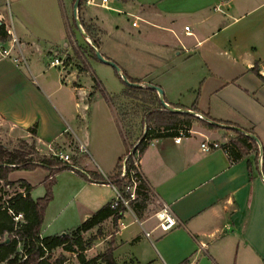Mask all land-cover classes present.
<instances>
[{
    "label": "crops",
    "instance_id": "0c3cea01",
    "mask_svg": "<svg viewBox=\"0 0 264 264\" xmlns=\"http://www.w3.org/2000/svg\"><path fill=\"white\" fill-rule=\"evenodd\" d=\"M254 1L86 0L84 3L82 18L96 27L100 51L115 61L123 74L142 79L144 85L162 87L165 101L182 111V107L190 108L199 97L197 116L205 119L208 115L227 125L211 131L195 123L191 133L180 142L168 135L150 140L139 161L153 203L139 213L129 207L111 234L118 264H264L262 153L259 160L251 154L232 162L222 147L211 151L201 148L206 139L220 145L227 142L232 135L228 126H236L253 129L264 153V13L244 20L246 13L264 4L247 10ZM10 3L17 6L19 27L16 41H0V136H12L21 130L32 141L27 129L37 125L39 150L61 146V151L67 153L65 147L71 138L76 141L73 132L77 135V131H87L84 123L94 103L95 108L98 106L96 135L90 141L94 165L71 160L89 177H99L100 182L86 183L113 189L108 181L116 174L119 158L127 155L147 128L140 130L144 113L133 109L139 101L124 94L127 84L115 68L122 86L110 93L97 77L82 87L70 59L67 64L61 60L63 65H52L60 50L74 51L89 65L86 74L94 73L92 60L96 58L93 56L87 62L80 46L82 42L90 44L91 40L75 24L73 0H67L71 11L67 22L60 0H0V10ZM113 12L125 13L127 20L131 18V26L114 22ZM134 21L137 25H133ZM190 22L193 26L188 31L185 27ZM75 29L80 38L76 37ZM214 36H219L216 44L200 49ZM4 50L9 54H4ZM183 52L192 54L191 57L197 55L209 70L198 88L192 90L190 105L183 103L184 93L175 89L176 81L171 84L168 78L162 83V78L154 74L168 67L170 61L174 63ZM22 55L27 59V68ZM41 59L46 66L59 69L55 82L47 77ZM65 88L70 94L61 95L59 91ZM92 88H97V92L88 96L87 90ZM119 107L126 108V122L121 119ZM126 124L133 127L125 140ZM80 141L78 137L77 142ZM82 145L78 144V150ZM47 173L43 167L14 170L9 178L29 182L33 186L31 195L36 199L43 196L42 182ZM38 190L42 191L35 195ZM113 192L115 197L114 189ZM114 197L103 202L98 195L89 196V204H83L87 215L83 222ZM163 203L170 205L179 219L169 231L154 229L158 223L155 213ZM45 222L46 214L43 236L61 234L46 232ZM105 223L111 224L112 220ZM147 231H152L149 237ZM99 242L100 239L85 255Z\"/></svg>",
    "mask_w": 264,
    "mask_h": 264
},
{
    "label": "trees",
    "instance_id": "16d2710c",
    "mask_svg": "<svg viewBox=\"0 0 264 264\" xmlns=\"http://www.w3.org/2000/svg\"><path fill=\"white\" fill-rule=\"evenodd\" d=\"M126 1V0H125ZM76 0H73V5ZM86 0H81L78 6V17L85 32L90 38L89 48L93 56L98 59L92 41L100 47V37L96 27L87 24L82 18V8ZM75 24L76 21H75ZM12 33L7 26L6 21L0 19V41L3 43L12 41ZM88 70V69H87ZM119 74V73H117ZM131 82L142 84L143 80L132 78L124 72ZM262 76V75H260ZM264 78V77H262ZM126 85V82L123 80ZM124 94L139 101L138 108L144 113V119L141 121L146 124V131L140 138L139 144L136 146L135 152H139L140 156L144 153L152 138L168 135L177 136L181 129L190 130L193 124L198 123L207 130L216 131L221 126L213 123L216 121L210 116L205 115V119L198 117L194 113H200L198 107L199 97L190 108H185L181 112H173L167 109L159 96L157 90L149 87H135L126 85ZM140 105V106H139ZM126 108H120L121 119L127 121ZM189 110L194 113L188 112ZM131 124L125 125V132L130 133ZM242 129V128H241ZM239 130V127H229L228 132H232L228 141L221 144V147L227 152L232 162H237L251 154L259 160L262 153V166L264 168V153L260 143H258L249 134H255L253 129ZM31 133L32 141L26 139H18L17 143L10 147L6 143L0 141V262L4 264H63L66 257L61 255L53 259L54 252L63 249L65 252L75 254L79 261L83 264H118L114 256L115 240L112 235L106 250L97 256L88 260L85 252L91 249L95 242L102 235V225L112 220V225L117 227L119 221L123 218L128 207L124 203L119 202L118 205L114 201L108 202L98 209L94 214L90 215L83 223L65 234L42 235V226L45 219L46 209L53 199V187L57 181L56 176L64 169H71L80 173L83 177L91 181L89 177L79 169L63 161L58 156L43 155L39 151L37 145V125L27 129ZM129 151L127 152V154ZM126 155L119 158L116 166V174L110 180L114 181L121 189L125 197L130 196V192L126 191L125 180L120 179L122 161ZM129 164L134 167L133 157L130 156ZM250 176L252 178V166L248 161ZM43 167L47 170L44 178L45 195L39 198H33L31 191L33 186L26 180H10L9 176L14 170H35ZM138 185L136 189V198L130 201L129 205L137 213L148 208L153 203L151 188L142 172L137 173ZM99 179V177L93 176ZM103 180V179H101ZM22 214V220L16 221L15 216ZM97 229L96 234L87 237L85 234Z\"/></svg>",
    "mask_w": 264,
    "mask_h": 264
},
{
    "label": "rangeland",
    "instance_id": "374dc122",
    "mask_svg": "<svg viewBox=\"0 0 264 264\" xmlns=\"http://www.w3.org/2000/svg\"><path fill=\"white\" fill-rule=\"evenodd\" d=\"M264 2V0H256L251 5L247 7V10L253 9L255 6H257L259 3ZM62 11H63V17L65 22H67V19H71L70 16V8L67 3V0H60ZM123 11H125V8H122ZM17 6L13 3L8 4L6 7H2L0 10V19H3L6 21L7 26L9 27L11 33H12V42L15 36V33H17L18 27H19V20L16 15ZM99 12L107 13L104 9L97 8ZM246 10V9H245ZM247 10L245 12H247ZM261 13H264V4L255 10L253 12L246 13L247 15L244 17V20L251 19L252 17H257ZM111 18L114 19V22L117 21V23H128L129 26H131V18L128 19V16L125 13H119V12H113L111 14ZM72 21V20H71ZM128 21V22H127ZM72 23V22H71ZM185 21L182 22V28H184ZM189 24V26H193V23H186ZM74 26V25H73ZM125 26V25H124ZM229 31V30H228ZM76 37L80 38V33L75 29ZM221 36V34H220ZM219 36H214L208 39L207 42L201 45L200 49H206L209 48L211 45L216 44V41L218 40ZM84 49V58H86V61L89 62L90 58L93 57L92 52L89 48V43H81L80 45ZM147 47V46H145ZM64 50H60L58 53V56L65 62V64L68 63L69 59L72 62L71 68L76 71L80 75V78H75L78 82L80 81L82 84V87H85L87 82L88 84L91 83V81H95L94 78H98L101 80L107 87L108 91L112 93V90L117 89L118 87L122 86V83L120 82V79L116 76V70L109 64L104 63L103 61L96 59L92 60V68L94 70V73L86 74V69H88L89 65L84 62L82 58H80L79 54H76L74 51L71 53L63 52ZM54 55L53 53L51 54ZM192 54H186L183 52L182 55H180L178 58H175V62L170 61V64H168V67H164L157 72H155V76L157 74V77L162 78V83H164L168 78L171 80V84L176 83L175 89L181 90V92L184 93L183 97V103L190 105L191 104V98H193L192 90L198 88V84L201 80H203L207 74L209 73V70L206 68V65L202 63V60L196 56L191 57ZM45 57H48L45 55ZM23 65L27 68V62L25 60V57L23 55L21 56ZM173 60V57L171 58ZM41 65L45 67V72L47 77L50 81H56L58 79L57 75L59 72V69L57 67H48L44 63V59H41ZM90 63V62H89ZM154 72V71H153ZM86 74V75H84ZM52 82V83H54ZM170 84V81L169 83ZM78 84V86H81ZM172 87V85H171ZM162 88V87H161ZM163 89V88H162ZM164 91V90H163ZM61 95L70 94V91L68 89H63L59 91ZM97 92V88H92V90H87V95H94ZM217 100V99H216ZM216 100H212L213 102ZM218 101H216L217 103ZM94 103H92V106L94 107ZM97 105V104H96ZM91 110L87 111V117L85 119V128L87 131L81 132L77 131V135L74 134L76 138V141L74 138H71L68 146L65 147L66 152L71 156V159L73 161H79L78 164L85 165L86 163L94 165V163H91L92 156H91V145L90 141H93L95 139V130L96 125V111L98 106L96 108L94 107ZM100 110H104L105 108H101ZM83 123V122H82ZM146 128V124L144 122L141 123L140 121V130H144ZM14 133V132H13ZM24 131L18 130L15 132L12 136L4 135L0 136V141L3 143H6L10 147L14 146L17 143L18 139H28L25 135ZM126 132L123 128V138L126 140ZM73 136V137H74ZM72 137V136H71ZM80 138L82 141L77 142V138ZM130 139V136H129ZM82 142V144H81ZM84 142V143H83ZM78 144L82 145L81 150H78ZM60 148V149H59ZM63 147L53 148L52 150H39L41 154L47 155V156H55L54 151H60ZM56 157V156H55ZM78 158V159H77ZM77 159V160H76ZM71 160V161H72ZM75 168H77L75 166ZM79 169V168H78ZM56 183L53 187V199L49 203L47 209H46V232H67L71 229L79 226L83 220L87 217L85 215V208L83 204H89V196L92 195H98L103 202H107L110 198L114 197L113 189L109 186H99V185H93L86 182H90L88 179L83 177L80 173L71 170V169H64L61 172H59L56 176ZM88 180V181H86ZM85 181V183H84ZM87 184V185H85ZM85 186V187H84ZM1 189V184H0ZM45 195L46 189L44 185H42V188ZM42 190H38L35 192L36 194H40ZM40 192V193H39ZM106 200V201H105ZM104 204V203H103ZM87 206V205H86ZM154 206V205H153ZM99 207L96 208L98 210ZM16 221H21L22 217L16 218ZM117 230V227H114L112 223L106 224L104 223L102 225V235L100 236V242L98 246L95 249L90 250L86 253L85 257L86 259L90 260L93 257L97 256L99 253H102L106 250V248L109 245L111 234L115 233ZM97 229L92 230L88 233H86V236L89 237L91 235L96 234ZM107 237V238H106ZM104 240V241H103ZM65 256L66 260L63 264H83L79 261L77 256L72 253L65 252L63 249H58L54 252L53 259L59 257V256ZM0 264H4L1 263ZM98 264H105L102 262H99Z\"/></svg>",
    "mask_w": 264,
    "mask_h": 264
},
{
    "label": "built area",
    "instance_id": "2783aa9c",
    "mask_svg": "<svg viewBox=\"0 0 264 264\" xmlns=\"http://www.w3.org/2000/svg\"><path fill=\"white\" fill-rule=\"evenodd\" d=\"M106 1V0H104ZM137 21L133 22V25H137ZM186 30H190V26L187 25L185 27ZM14 41L17 40L16 36H14ZM4 54H9L8 50H4ZM52 65H63V61H61V59L59 57H56L53 59L52 61ZM146 131V130H145ZM191 129L187 130V129H181L179 131V134L177 136L174 137V140L176 142H180L181 139L185 136H187L189 133H191ZM140 141H138L136 143V145L129 151V153L124 157L123 161H122V168H121V172H120V179H124L125 180V184L124 187L126 189V191L130 192V196L129 197H125L123 192L121 191V189L118 187V185L112 181L109 180L108 183L113 187L114 191H115V197L113 199L114 204L118 205L119 202L124 203V205H126L128 208L130 207L129 203L130 201L134 200L137 196L136 194V189H137V185H138V177H137V173L140 172V161H139V152H135L136 150V146L139 144ZM221 145L216 142V141H210V140H205L201 143V148L203 151H211L215 148H220ZM55 156H58L60 159H62L63 161L69 163L70 165L74 166L75 165L72 163L71 161V156L68 153H64L63 151H54L53 152ZM132 156L133 157V164L134 167L128 165L129 164V157ZM92 182H100L98 179L96 178H91ZM155 216L158 219V223L155 226L154 229L159 228L163 231H169L173 228L176 227V225L179 222L178 217L175 215V213L172 211L170 205H168L167 203H163L161 205V207L159 208L158 211H156ZM16 218L18 217H22V214H17L15 216ZM153 231V230H152ZM152 231H147L146 235L149 237L152 233Z\"/></svg>",
    "mask_w": 264,
    "mask_h": 264
},
{
    "label": "water",
    "instance_id": "95a60500",
    "mask_svg": "<svg viewBox=\"0 0 264 264\" xmlns=\"http://www.w3.org/2000/svg\"><path fill=\"white\" fill-rule=\"evenodd\" d=\"M80 1H81V0H76V2H75V4H74V13H75V19H76L77 27L80 29V31H81L82 33L85 34V32H84V30H83V27H82V25H81L80 19H79V17H78V6H79ZM92 45H93V47H94V49H95V52H96V55H97L98 59L101 60V61H103L104 63H107V64L111 65L113 68H115V69L119 72L120 76L123 78V80L126 82L127 85L135 86V87L149 86V87H151V88H153V89H155V90L158 91L159 96H160V98H161V101H162L163 105H164L167 109H169V110H171V111H173V112H181V111H182V110H180V109H177V108H174V107L170 106V105L165 101V99H164V91H163V89H162L161 87H159V86H157V85H154V84L144 85V84H140V83H137V82H131V81L128 79V77H127L125 74L122 73V71H121V67H120L115 61L106 58V57L102 54V52L100 51L99 47H98L93 41H92ZM187 111H188V110H187ZM188 112L194 113V112L191 111V110H189ZM194 114L197 115V113H194ZM213 123H215V124H217V125H219V126H221V127H225V126H227V125L222 124V123L217 122V121H213ZM228 127H230V126H228ZM239 130L244 132V130L241 129V128H239ZM249 135H250L251 137H253L258 143H260L259 138H258L257 135H255V134H251V133H250ZM63 234H65V233H63Z\"/></svg>",
    "mask_w": 264,
    "mask_h": 264
}]
</instances>
